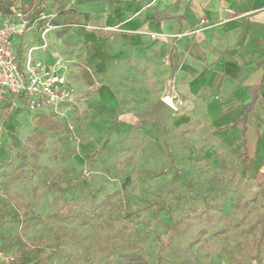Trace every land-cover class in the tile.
Returning a JSON list of instances; mask_svg holds the SVG:
<instances>
[{"label":"rangeland","instance_id":"1","mask_svg":"<svg viewBox=\"0 0 264 264\" xmlns=\"http://www.w3.org/2000/svg\"><path fill=\"white\" fill-rule=\"evenodd\" d=\"M29 1L0 0L10 11L1 17L27 14ZM71 1L46 0L43 11L76 97L62 109L68 121L0 100V264H264V163L247 170L239 141L181 111L165 59L108 56L111 45L97 46L101 26ZM161 101L175 107L164 126L148 115ZM41 114L62 125L43 130L35 152Z\"/></svg>","mask_w":264,"mask_h":264},{"label":"crops","instance_id":"2","mask_svg":"<svg viewBox=\"0 0 264 264\" xmlns=\"http://www.w3.org/2000/svg\"><path fill=\"white\" fill-rule=\"evenodd\" d=\"M71 2L87 22L101 26L97 46L111 45L108 56L120 63L142 52L165 59L181 111L203 113L226 137L241 143L240 154L242 126L236 121L254 101L247 119L251 162L252 167L264 163V0ZM33 36L29 33L27 41L33 43ZM56 54L51 49L36 55L51 63ZM7 96L16 99L3 94L0 100Z\"/></svg>","mask_w":264,"mask_h":264},{"label":"built area","instance_id":"3","mask_svg":"<svg viewBox=\"0 0 264 264\" xmlns=\"http://www.w3.org/2000/svg\"><path fill=\"white\" fill-rule=\"evenodd\" d=\"M48 16L44 12L34 20L23 12L3 16L0 21V95H12L31 111L49 109L53 117L66 123V110L71 109L76 100L68 78L69 67L59 54L51 63L35 56L37 51L51 49L50 33L55 25ZM46 19L42 30L35 32V24ZM29 33L34 34L33 43L26 39ZM19 50H22V62Z\"/></svg>","mask_w":264,"mask_h":264},{"label":"trees","instance_id":"4","mask_svg":"<svg viewBox=\"0 0 264 264\" xmlns=\"http://www.w3.org/2000/svg\"><path fill=\"white\" fill-rule=\"evenodd\" d=\"M45 1L46 0H30L29 1L27 14H29L32 20L37 18L45 10V5H44ZM2 11H5L6 13L10 12L8 9H3L2 7H0V12ZM253 108H254V101L248 105L247 110L245 111L242 118L236 121V125L242 126L240 138L243 140V151L241 152L240 157H241V162L243 166L247 170L250 169L251 161L253 159V152H252L251 145L249 142L248 128H247L248 114L249 112L253 110ZM37 122H38L37 124L38 131L29 137V142L32 145V148L35 152H38L41 150L40 148L44 141V131L43 130H46V131L47 130L48 131L57 130L62 125L60 122L52 119L50 115H45V114H41L40 117H38ZM35 154L36 153H34V155ZM256 179L259 181L260 184H264V172L259 170L257 172ZM261 195L264 197V188L261 191ZM65 207L70 208L71 205H69L68 202H64L61 208L63 209ZM61 208L60 210H62ZM76 215L79 216V214H76ZM257 222L260 224V227L258 230L256 251L257 253H261L264 249V210L262 213L259 214L257 218ZM164 250H165V246L162 244L159 252L157 253V258L159 262L163 261Z\"/></svg>","mask_w":264,"mask_h":264},{"label":"water","instance_id":"5","mask_svg":"<svg viewBox=\"0 0 264 264\" xmlns=\"http://www.w3.org/2000/svg\"><path fill=\"white\" fill-rule=\"evenodd\" d=\"M175 108H173L170 104H168L166 101H161L157 108L150 114H148L150 117L153 118H159V120L162 123V126L165 125L167 117L174 112Z\"/></svg>","mask_w":264,"mask_h":264},{"label":"bare ground","instance_id":"6","mask_svg":"<svg viewBox=\"0 0 264 264\" xmlns=\"http://www.w3.org/2000/svg\"><path fill=\"white\" fill-rule=\"evenodd\" d=\"M170 102V101H169ZM168 103V102H167ZM168 104H170L173 108H175L171 103H168Z\"/></svg>","mask_w":264,"mask_h":264}]
</instances>
